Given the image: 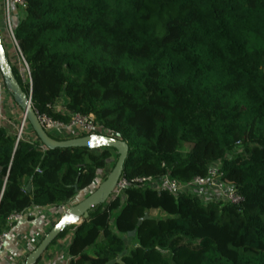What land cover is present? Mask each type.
<instances>
[{
	"label": "trees",
	"instance_id": "16d2710c",
	"mask_svg": "<svg viewBox=\"0 0 264 264\" xmlns=\"http://www.w3.org/2000/svg\"><path fill=\"white\" fill-rule=\"evenodd\" d=\"M23 2L14 34L31 84L9 63L35 112L93 114L128 144L126 178L187 183L219 162L241 196L205 204L128 187L47 249L72 229L69 264H264V0ZM25 134L0 125V233L14 212L73 204L112 155ZM151 210L164 216L144 219Z\"/></svg>",
	"mask_w": 264,
	"mask_h": 264
},
{
	"label": "built area",
	"instance_id": "2783aa9c",
	"mask_svg": "<svg viewBox=\"0 0 264 264\" xmlns=\"http://www.w3.org/2000/svg\"><path fill=\"white\" fill-rule=\"evenodd\" d=\"M10 1H13L17 6H23V0H3L4 2V26L6 33L8 35L9 41L14 48L17 55V68L19 72H24L26 75L29 84H31L28 65L21 53L18 40L14 34V28L11 24V20L8 14V6ZM10 93L6 90L4 80L0 71V101H2ZM55 105L53 108L55 110ZM61 108V107H60ZM64 112L63 108H61ZM56 111V110H55ZM38 118L39 123L43 129L52 134L67 135V138L81 137L90 134H100L110 137H116V134L106 129L105 127L99 125L93 114L82 115L80 113H71L69 114V120L67 122H62L55 120L44 114H38L35 112ZM27 119L25 118L24 113H22L21 122L19 127L16 129L17 139H19L23 134L24 125L26 124ZM217 167L211 165L208 173L204 177H195L190 182L181 183L176 179H173L169 174H165L161 177H151V176H136L133 178H126L120 176L115 188L113 189L110 199L115 197H122L124 191L128 187H137V188H148L155 191H165L174 196L184 193L192 192L200 196V199L205 204L209 202L213 203H226V204H238L241 201V196L238 194L237 190L229 181H224L220 179V163ZM213 163V164H215ZM68 206H61L60 212L61 215L66 211ZM25 220L24 212H14L10 214L7 218L8 229L0 233V255L3 252L7 241L10 239V232L13 226L19 222ZM80 221L77 222V224Z\"/></svg>",
	"mask_w": 264,
	"mask_h": 264
},
{
	"label": "water",
	"instance_id": "95a60500",
	"mask_svg": "<svg viewBox=\"0 0 264 264\" xmlns=\"http://www.w3.org/2000/svg\"><path fill=\"white\" fill-rule=\"evenodd\" d=\"M0 71L4 80L6 89L10 92L17 106L22 110L27 119L33 133L39 141L48 149L55 148H77L86 147L88 149H99L103 147L112 148L117 154L116 162L106 176V178L88 195L84 196L78 202L70 204L66 211L61 215L60 219L55 222L44 237L27 255L24 264H35L50 243L57 235L68 225L77 224L78 221L88 217V211L99 204L105 203L110 199L111 193L116 186L119 177L122 175L123 164L128 155V144L116 137H110L100 134H90L81 137L54 139L46 132L38 121L37 115L31 105V89L29 95L20 87L16 80L9 60L6 56L0 31ZM30 190V184L26 187ZM150 215H144V219H148ZM142 220L137 222L140 225ZM134 232L128 234L133 236Z\"/></svg>",
	"mask_w": 264,
	"mask_h": 264
},
{
	"label": "crops",
	"instance_id": "0c3cea01",
	"mask_svg": "<svg viewBox=\"0 0 264 264\" xmlns=\"http://www.w3.org/2000/svg\"><path fill=\"white\" fill-rule=\"evenodd\" d=\"M8 14L13 28L23 17V11L13 1L8 6ZM0 26L2 43L9 62L17 66V55L12 47L4 26V2L0 0ZM8 95L0 101V125L8 129L15 127L14 120L22 110L15 103V107L9 106ZM7 99V100H6ZM13 99V98H12ZM27 138H34V133L26 132ZM81 195V194H80ZM69 206V205H68ZM25 220L13 226L10 232V239L7 241L3 252L0 255V264H24L27 255L44 237L52 225L61 217L60 207H30L24 211ZM73 237V230H69L53 245L44 251L35 264H69L67 249Z\"/></svg>",
	"mask_w": 264,
	"mask_h": 264
},
{
	"label": "rangeland",
	"instance_id": "374dc122",
	"mask_svg": "<svg viewBox=\"0 0 264 264\" xmlns=\"http://www.w3.org/2000/svg\"><path fill=\"white\" fill-rule=\"evenodd\" d=\"M0 26H2V23H0ZM20 74L23 76V78H25L26 77V75L24 74V72H20ZM8 103L6 102V104H8V107L9 106H12V107H15L16 105H15V103H14V101H13V99H12V96H11V94L10 95H8ZM6 99V100H7ZM62 100H63V97H59L58 98V100L56 101V105H55V110L57 111V112H62V110H61V108H62ZM61 107V108H60ZM22 113L23 112H21L20 114H19V116L18 117H16L15 119H13L14 120V123H15V127H19V125H20V122H21V117H22ZM16 128V129H17ZM31 129V127H30V125H29V123L27 122L25 125H24V129H23V131H24V133H26L27 131H29ZM52 135H54L55 137H58L59 139H62V138H66L67 137V135H59V134H55V133H52ZM189 148H190V144H184L183 145V150L184 151H188L189 150ZM111 153H112V155H111V157L109 158V160L107 161V164H106V167L104 168V169H101V170H99L98 172H97V177H96V179H95V181H94V184H93V187L92 188H90L87 192H84V193H81V195H78V196H76V198H75V202H78L79 200H81L84 196H86V195H88L89 193H91L93 190H95L96 189V187L106 178V176L109 174V172L111 171V169L113 168L112 167V164L116 161V152L115 151H113V149H111ZM212 166L213 167H217V166H219V164H212ZM74 202V203H75ZM149 215L150 216H152V217H161V216H164V214L163 213H161L159 210H151V211H149ZM124 241H125V243L127 244V246H128V248L129 247H132L133 246V241H132V238H131V236H124Z\"/></svg>",
	"mask_w": 264,
	"mask_h": 264
}]
</instances>
